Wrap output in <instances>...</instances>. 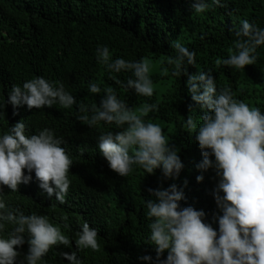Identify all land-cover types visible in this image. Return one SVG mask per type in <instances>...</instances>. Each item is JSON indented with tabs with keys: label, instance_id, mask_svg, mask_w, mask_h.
<instances>
[{
	"label": "trees",
	"instance_id": "obj_1",
	"mask_svg": "<svg viewBox=\"0 0 264 264\" xmlns=\"http://www.w3.org/2000/svg\"><path fill=\"white\" fill-rule=\"evenodd\" d=\"M194 2L0 0V102L7 100L13 84L22 86L26 80L37 76L63 83L77 101L71 109L59 105L42 109H28L24 105L13 109L11 104H6L0 110V134L21 120L30 135L50 128L65 140L62 146L73 160L69 172L71 184L64 204L54 196L47 197L39 188L34 172L28 184L18 186V192H10L4 186V199L10 209H18L26 215H47L73 239L72 248L53 246L44 257L46 264H69L60 252L70 254L76 249L75 234L84 222L98 229L100 249L78 251L83 264H146L139 259L144 255L155 260V246L148 238L151 221L146 217L144 205V201L151 198L149 188H167L172 183L183 187L187 180L186 200L180 202L181 207L203 210L209 223L214 212L222 214L212 194L219 178L212 169L203 173L197 169L196 165L203 158L201 149L185 123L189 116L197 124L202 123L203 111L188 94L187 77L173 76L167 60L175 55L172 43L179 40L196 53V64L188 67L189 74L211 72L218 89L230 87L236 100L264 113V46L257 49L256 63L246 65L244 71L217 63L235 53V30L242 20L264 28V0H221L224 7L211 6L203 13L193 10ZM100 46L109 48L112 61L146 58L151 64L159 63L162 70L168 67L167 74L163 71L150 75L153 96H138L133 89L117 84L112 76L126 84L131 73L111 72L99 63L96 49ZM91 83L100 86L99 94L89 92ZM108 88L138 115L145 104L158 105V110L149 112L144 119L159 124L170 143L179 149L184 168L177 179L165 180L159 169L155 174H146L139 167L129 176L121 177L108 167L97 138L101 133L119 129L103 122L90 128L77 120L81 114L78 105L83 103L89 109L99 107ZM23 171L27 174V170ZM201 174L204 179L198 183L196 176ZM212 226L218 230V223ZM11 227L6 226L4 235ZM23 235L25 243L17 248L20 255L16 264H24L29 249L30 237L27 233ZM166 255L167 252L163 253L161 259Z\"/></svg>",
	"mask_w": 264,
	"mask_h": 264
},
{
	"label": "clouds",
	"instance_id": "obj_2",
	"mask_svg": "<svg viewBox=\"0 0 264 264\" xmlns=\"http://www.w3.org/2000/svg\"><path fill=\"white\" fill-rule=\"evenodd\" d=\"M211 6L224 7L221 0L210 3L195 0L192 8L196 13H203ZM235 37V53L217 63L244 71L246 65L255 64L258 59L257 49L264 46V28L245 19L235 30ZM171 46L175 49V55L167 60L171 74L177 78L187 77L188 94L203 111L202 123L197 124L192 116L185 123L201 149L203 158L196 165L197 169L201 173L212 169L219 178L212 194L222 214L213 213L212 223H218L216 230L206 221L203 210L181 207L180 202L186 200L187 180L183 187L172 183L167 188H149L151 198L146 199L144 205L146 217L151 221L148 238L155 246L156 258L144 255L139 259L146 264H264V113L236 100L230 87L218 89L211 72L189 74L188 67L196 64V53L179 40ZM96 58L111 72L131 73L126 84L112 76L117 84L133 89L138 96H153L148 59L112 61L107 46L96 49ZM168 67L163 69L165 74ZM88 90L92 94L101 92L97 83H91ZM6 104H11L13 109L24 105L28 109L54 105L71 109L77 101L63 83L37 76L26 80L22 86L13 84L7 100L0 102V110ZM157 110L158 105L145 104L138 115L108 88L99 107L89 109L83 103L78 105L81 114L77 120L90 128L103 122L119 129L101 133L97 138L108 167L119 176L127 177L139 167L146 174H155L159 169L163 179L175 180L184 168L179 149L170 143L159 124L144 119L149 112ZM64 144L65 140L50 128L30 135L23 120L0 134V264H16L20 255L17 248L24 245L25 233L30 238L24 264H46L44 257L53 246L72 248L73 239L47 215H26L18 209H10L4 199V186L10 192H18V186L28 184L34 172L39 188L48 198L54 196L60 204L66 203L73 160ZM23 170H27V174ZM203 179V174L196 176L198 183ZM8 225L12 227L4 235ZM80 228L74 239L76 249L70 254L60 252L69 264H83L77 255L80 250L96 252L100 249L98 229L87 222ZM165 252L166 258L161 259Z\"/></svg>",
	"mask_w": 264,
	"mask_h": 264
},
{
	"label": "rangeland",
	"instance_id": "obj_3",
	"mask_svg": "<svg viewBox=\"0 0 264 264\" xmlns=\"http://www.w3.org/2000/svg\"><path fill=\"white\" fill-rule=\"evenodd\" d=\"M155 73H163V70L160 68L159 63L151 64V70H150L149 75H152ZM135 113L138 114V112L136 110H135Z\"/></svg>",
	"mask_w": 264,
	"mask_h": 264
}]
</instances>
